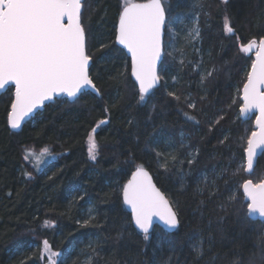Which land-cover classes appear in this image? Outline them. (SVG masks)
Masks as SVG:
<instances>
[{
  "label": "trees",
  "instance_id": "obj_1",
  "mask_svg": "<svg viewBox=\"0 0 264 264\" xmlns=\"http://www.w3.org/2000/svg\"><path fill=\"white\" fill-rule=\"evenodd\" d=\"M165 3L178 35L196 17L199 43L196 51L178 43L183 54L176 49L171 56L165 48L159 66L164 76L145 101L114 40L120 0H82L90 74L99 94L54 98L15 131L7 124L13 86L0 93V264H49L41 255L44 240L58 252L57 264H87L90 256L93 264H264V222L247 215L241 191L244 180H261L264 156L245 172L254 117L239 115L240 88L252 62V52L241 49L264 37V0ZM225 14L234 34L223 30ZM171 34L165 30L166 47ZM213 69L202 84L201 74ZM90 131L98 145L95 161L87 153ZM136 166L149 170L178 214L173 231L154 226L147 240L128 226L121 198ZM225 169L223 178L215 175ZM213 179L218 191H197L198 183Z\"/></svg>",
  "mask_w": 264,
  "mask_h": 264
},
{
  "label": "snow or ice",
  "instance_id": "obj_2",
  "mask_svg": "<svg viewBox=\"0 0 264 264\" xmlns=\"http://www.w3.org/2000/svg\"><path fill=\"white\" fill-rule=\"evenodd\" d=\"M221 2L226 5L228 0ZM82 7V0H0V89L9 82L15 86L14 99L7 113V122L11 128H19L21 121L33 109L56 94L76 97L83 89H96L90 74L93 56L87 51L86 30L81 19ZM167 13L165 0H123L118 13L115 40L131 54V74L135 77L140 101H145L146 94L160 80L157 61L164 53L163 36L166 29L173 31ZM223 30L234 34L227 14L224 16ZM199 35L200 28L197 24L189 31L188 37L195 40ZM106 47L100 44L101 50ZM254 48L258 50L247 72L240 108L242 114L252 109L259 112L255 122L256 130L251 133L244 149L248 171L253 169L257 149L264 148V37L259 38L258 44L256 39L251 40L241 51L247 53ZM179 51L183 54V49ZM168 55L173 53L169 52ZM214 71L215 69L201 74V83L210 78ZM120 75L117 73L112 78L118 80ZM97 93L99 94L98 90ZM168 95L175 94L169 92ZM205 98L201 97V100ZM188 106L194 108L195 104L190 103ZM187 118L194 119L192 116ZM46 153L47 150H44L41 155ZM97 155L98 145L94 135L90 134L89 159L95 161ZM188 163L191 164L192 161L189 160ZM226 171L222 170L215 175L223 178ZM228 183L225 181L226 187ZM242 188L248 201L247 215L254 217V214H258L260 218H264V180L256 184L246 180ZM210 189L218 191L215 179L211 184L197 185V191L201 194H214ZM122 196L123 203L131 210L128 226L134 223L144 233L145 240L149 239V226L153 217H159L169 228L177 227V212L142 167H138L132 173V178L123 185ZM234 199L235 196H231L228 202ZM92 219L94 217L90 216L84 224L90 223ZM115 239L121 240L122 233L117 232ZM43 245L44 251L49 253V264H57L58 253L50 250L46 240ZM90 247L93 255H96V247ZM194 251L200 256L203 250L197 246ZM87 264H93L92 256L88 258ZM231 264H240V261L233 260Z\"/></svg>",
  "mask_w": 264,
  "mask_h": 264
},
{
  "label": "water",
  "instance_id": "obj_3",
  "mask_svg": "<svg viewBox=\"0 0 264 264\" xmlns=\"http://www.w3.org/2000/svg\"><path fill=\"white\" fill-rule=\"evenodd\" d=\"M136 2H145V0H143V1H138V0H136ZM118 18V17H117ZM116 23H117V21H116ZM114 40H115V38H114ZM163 40H164V36H163ZM259 42V41H258ZM258 42H257V44H258ZM115 43L120 47V48H122L123 49V51L125 52V55L127 56V58H128V60H129V72H130V75H131V77H132V79L134 80V82H135V77H133L132 76V74H131V54L128 52V50L126 49V48H124V46L123 45H120L116 40H115ZM247 45V44H246ZM245 45V46H246ZM258 49H252V50H250V52H252V60L253 59H255V53H256V51H257ZM163 55H164V53H163ZM163 55H162V57H161V59L160 60H158L157 61V71H158V74H159V66H160V63L162 62V60H163ZM250 66H251V64H250ZM250 66H249V68H248V71L250 70ZM247 71V72H248ZM160 76V75H159ZM246 79H247V75H246ZM246 79H245V81L243 82V84H242V86H241V88H240V100H241V105L243 104V100H242V96H243V85H244V83L246 82ZM160 83H161V78H160V80H159V82L157 83V85H155L154 86V88H156V87H158L159 85H160ZM135 84H136V82H135ZM9 85H12L13 86V98H12V100L14 99V92H15V86H14V83H12V82H9L3 89H0V93L1 92H3L6 88H7V86H9ZM137 86V85H136ZM153 88V89H154ZM137 89H138V86H137ZM153 89H151L150 90V92L153 90ZM87 90H89V91H91V92H93V93H95V94H98L97 93V88L94 90V89H92V88H86V89H83L81 92H83V91H87ZM80 92V93H81ZM149 92V93H150ZM80 93H78L77 94V96L80 94ZM148 93V94H149ZM147 95V94H146ZM76 96V97H77ZM57 97H65V98H67L68 100H73L74 98H76V97H68L66 94H56L55 96H53L51 99H49V100H46V101H44L42 104H40L37 108H35V109H33V111L31 112V113H29L22 121H21V125H20V127L19 128H16V129H13V128H11L10 126H9V124H8V122H7V124H8V127L11 129V130H19L20 128H21V126L30 118V117H32L37 111H39V110H41L43 107H44V105L45 104H47V103H49V102H51V101H53L54 100V98H57ZM12 103V102H11ZM240 108H241V106H240ZM240 108H239V115H240V117L242 118V119H244V118H250V117H254L253 118V131H255L256 130V118H257V116L259 115V112H258V110L257 109H252L251 111H249V112H247V113H241L240 112ZM9 110H10V108H9ZM252 131V132H253ZM251 132V133H252ZM251 133H250V135H249V137L251 136ZM248 137V138H249ZM248 140V139H247ZM246 147H247V143H246ZM263 154V156H264V148H259V149H257V154H256V156L254 157V166H255V164H256V160H257V158H258V156H260V155H262ZM244 160H245V168H244V170H245V172L246 173H251L252 172V170L251 171H248V170H246V153L244 152ZM253 166V167H254ZM138 167H142L147 173H148V175H149V177L151 178V180H152V183L160 190V192L165 196V198L169 201V199L167 198V196L163 193V191L156 185V183L154 182V180H153V177H152V175H151V173L148 171V169L145 167V166H136L131 172H130V174H129V176L127 177V179L125 180V182H124V184H126L131 178H132V173L133 172H135L136 171V169L138 168ZM246 180H250V179H246ZM246 180H244V181H246ZM261 180H264V172H263V176H262V178H261ZM260 180V181H261ZM244 181H243V183H244ZM260 181H258L257 183H259ZM243 183L241 184V191H242V193H243V188H242V185H243ZM123 184V185H124ZM253 184H256V183H253ZM122 188H123V186H122ZM121 198H122V201H123V196H122V190H121ZM243 198H244V201H246V197H245V195H244V193H243ZM170 202V201H169ZM247 203H248V201H246ZM171 204V203H170ZM124 206H125V208H126V210L130 213V217H131V210H130V208L126 205V204H124ZM171 207H172V209L174 210V208H173V206H172V204H171ZM175 211V210H174ZM247 211H248V209H247ZM250 218H252V219H259V220H261V221H263L264 222V218H260L259 217V215L258 214H254V217H252V216H249ZM133 226L135 227V225H134V223H133ZM153 226H159L160 228H162L163 230H165V231H167V232H171V231H173L175 228H169L167 225H165V223L162 221V220H160V218L159 217H153V220H152V223L150 224V226H149V232L152 230V228H153ZM136 228V227H135ZM139 232H142L140 229H138V228H136ZM143 233V232H142Z\"/></svg>",
  "mask_w": 264,
  "mask_h": 264
},
{
  "label": "rangeland",
  "instance_id": "obj_4",
  "mask_svg": "<svg viewBox=\"0 0 264 264\" xmlns=\"http://www.w3.org/2000/svg\"><path fill=\"white\" fill-rule=\"evenodd\" d=\"M120 2H121V5H122V3H123V0H120ZM185 22H187L188 23V25H186V27H187V29H182V28H178L179 29V32H181L179 35H178V31L175 29V27L173 26V31H172V37H171V39H170V43H168L167 44V47H166V45H165V48L167 49V50H169L170 52H176L177 50H179V45H178V43H180L182 46H184V45H186V46H188V47H190V48H193V49H195V51H196V49H197V47H198V43H199V37H197L195 40H191V38H189L188 37V33H189V31L194 27V26H196L197 25V23H196V17L195 16H191V17H189L188 19H187V21H185ZM177 22L176 21H174V25L176 24ZM181 35L183 36V37H181ZM193 35H194V33H193ZM164 36H165V34H164ZM176 37H179L180 38V42H177L176 41ZM173 39L175 40V42H173ZM165 37H164V43H165ZM245 46V45H244ZM243 46V47H244ZM242 47V48H243ZM165 48H164V50H165ZM177 49V50H176ZM160 72V71H159ZM159 75H160V73H159ZM164 76V75H163ZM162 75H160V78H161V81H162V77H163ZM172 79H170V81H171ZM173 81V80H172ZM166 83V82H165ZM166 87H167V90H170V91H172L171 89H169V87L167 86V84H166ZM90 134H93L92 133V131H90L89 133H88V135H87V138H86V147H87V153H88V137H89V135ZM45 241V240H44ZM48 246H49V248H50V250L52 251V252H55V253H58L56 250H54V249H52L51 247H50V245H49V243H48ZM41 255L42 256H46V257H48L49 256V253L47 252V251H44V245H43V243H42V245H41Z\"/></svg>",
  "mask_w": 264,
  "mask_h": 264
},
{
  "label": "bare ground",
  "instance_id": "obj_5",
  "mask_svg": "<svg viewBox=\"0 0 264 264\" xmlns=\"http://www.w3.org/2000/svg\"><path fill=\"white\" fill-rule=\"evenodd\" d=\"M149 171V170H148ZM122 190V189H121ZM123 205H124V203H123ZM125 207V206H124ZM126 209V208H125ZM154 227V226H153ZM142 233V232H141Z\"/></svg>",
  "mask_w": 264,
  "mask_h": 264
}]
</instances>
